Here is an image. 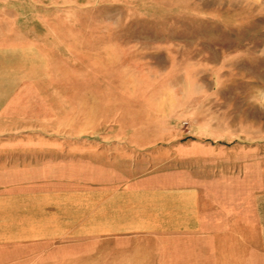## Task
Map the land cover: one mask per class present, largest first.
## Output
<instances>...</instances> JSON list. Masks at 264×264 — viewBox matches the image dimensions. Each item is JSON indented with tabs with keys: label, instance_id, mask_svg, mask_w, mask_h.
<instances>
[{
	"label": "crops",
	"instance_id": "obj_1",
	"mask_svg": "<svg viewBox=\"0 0 264 264\" xmlns=\"http://www.w3.org/2000/svg\"><path fill=\"white\" fill-rule=\"evenodd\" d=\"M29 118L0 128V264H264L255 145L121 116L102 130Z\"/></svg>",
	"mask_w": 264,
	"mask_h": 264
},
{
	"label": "rangeland",
	"instance_id": "obj_2",
	"mask_svg": "<svg viewBox=\"0 0 264 264\" xmlns=\"http://www.w3.org/2000/svg\"><path fill=\"white\" fill-rule=\"evenodd\" d=\"M0 116L79 130L121 116L264 151V0H0Z\"/></svg>",
	"mask_w": 264,
	"mask_h": 264
}]
</instances>
